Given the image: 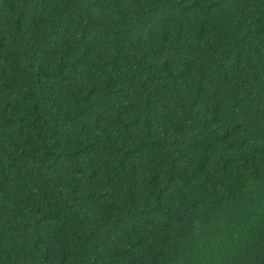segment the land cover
I'll return each mask as SVG.
<instances>
[{"label":"trees","instance_id":"obj_1","mask_svg":"<svg viewBox=\"0 0 264 264\" xmlns=\"http://www.w3.org/2000/svg\"><path fill=\"white\" fill-rule=\"evenodd\" d=\"M0 264H264V0H0Z\"/></svg>","mask_w":264,"mask_h":264}]
</instances>
